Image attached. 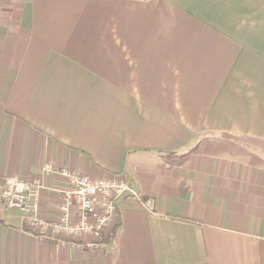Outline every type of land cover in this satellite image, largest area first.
<instances>
[{"label": "crops", "instance_id": "obj_1", "mask_svg": "<svg viewBox=\"0 0 264 264\" xmlns=\"http://www.w3.org/2000/svg\"><path fill=\"white\" fill-rule=\"evenodd\" d=\"M123 179L105 250L40 237L4 177ZM35 202V201H32ZM0 264H264V0H0Z\"/></svg>", "mask_w": 264, "mask_h": 264}, {"label": "built area", "instance_id": "obj_2", "mask_svg": "<svg viewBox=\"0 0 264 264\" xmlns=\"http://www.w3.org/2000/svg\"><path fill=\"white\" fill-rule=\"evenodd\" d=\"M44 178L60 176L67 185L58 191V217L43 219L39 213V198L44 189L43 179L32 183L20 178L4 177L1 181V200L5 207L22 212L25 220L40 237H83L90 250H105L106 235L116 224L122 199L141 208L152 210L153 202L146 201L123 179L93 178L68 168L46 164ZM35 201V202H32Z\"/></svg>", "mask_w": 264, "mask_h": 264}]
</instances>
